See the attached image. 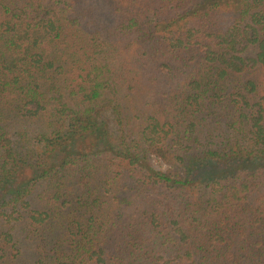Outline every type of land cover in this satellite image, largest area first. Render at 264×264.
I'll return each instance as SVG.
<instances>
[{
  "label": "trees",
  "instance_id": "1",
  "mask_svg": "<svg viewBox=\"0 0 264 264\" xmlns=\"http://www.w3.org/2000/svg\"><path fill=\"white\" fill-rule=\"evenodd\" d=\"M0 264H264V0H0Z\"/></svg>",
  "mask_w": 264,
  "mask_h": 264
},
{
  "label": "rangeland",
  "instance_id": "2",
  "mask_svg": "<svg viewBox=\"0 0 264 264\" xmlns=\"http://www.w3.org/2000/svg\"><path fill=\"white\" fill-rule=\"evenodd\" d=\"M88 142V141H86ZM148 164L151 168L159 170V169H165L167 167V164L164 163L162 160L155 156H151L148 160Z\"/></svg>",
  "mask_w": 264,
  "mask_h": 264
}]
</instances>
